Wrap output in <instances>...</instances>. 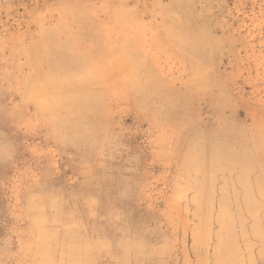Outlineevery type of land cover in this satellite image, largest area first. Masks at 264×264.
<instances>
[{"label": "rangeland", "instance_id": "1", "mask_svg": "<svg viewBox=\"0 0 264 264\" xmlns=\"http://www.w3.org/2000/svg\"><path fill=\"white\" fill-rule=\"evenodd\" d=\"M0 264H264V0H0Z\"/></svg>", "mask_w": 264, "mask_h": 264}, {"label": "bare ground", "instance_id": "2", "mask_svg": "<svg viewBox=\"0 0 264 264\" xmlns=\"http://www.w3.org/2000/svg\"><path fill=\"white\" fill-rule=\"evenodd\" d=\"M183 3H184V2H183ZM189 6H190V5H189ZM183 31H184V30H183ZM185 33H186V32H185ZM191 36H192V34H191ZM180 37H181V36H180ZM188 37L190 38V36H188ZM185 40L187 41V38H186ZM192 41H194V40H191V42H192ZM195 41H196V40H195ZM180 43H181V42H180ZM194 43H195V42H194ZM196 43H197V42H196ZM181 44L184 45L185 43H181ZM189 44H190V43H189ZM186 45H188V44H186ZM186 45H185V46H186ZM194 46H195V45H194ZM190 47H191V45H190ZM192 47H193V46H192ZM187 48H189V47H187ZM195 49H196V47H195ZM56 64H57V63H56ZM57 65H58V64H57ZM111 66H112V65H111ZM114 66H115V65H114ZM108 67H109V66H108ZM110 68H112V67H110ZM105 71H106V70H105ZM101 72H102V71H101ZM103 72H104V71H103ZM97 74H98V72H97ZM97 74H95V75H97ZM95 75H94V77H95ZM103 76H104V75H103ZM97 77H98V76H97ZM85 78H86V77H85ZM98 78H99V77H98ZM98 78H95V79L97 80ZM87 79H88V78H87ZM96 80H95V81H96ZM102 80H103V79H102ZM90 81H91V79H90L88 82H90ZM95 81H92V82H95ZM86 83H87V82H86ZM86 83H85V84H86ZM90 83H91V82H90ZM96 83H97V81H96ZM96 83H95V84H96ZM85 84H84V86H85ZM65 85H67V84H65ZM65 85H62V87L65 86ZM81 87H82V86H81ZM152 89H153V88H152ZM152 89H151V90H152ZM154 89H155V88H154ZM83 90H84V89H83ZM155 90H156V89H155ZM75 91H76V90H75ZM71 92H73V91H71ZM131 92H132V91H131ZM140 92H141V91H140ZM135 93H137V92H135ZM142 93H143V92H142ZM131 95H134V93L131 94ZM65 96H66V95H65ZM62 97H63V96H62ZM78 97H79V96H78ZM86 98H87V97H86ZM133 99H134V98H133ZM137 99H138V98H137ZM135 100H136V99H135ZM140 100H141V98H140ZM53 101H54V100H53ZM54 102H55V101H54ZM84 102H86V101H84ZM91 102H92V101H91ZM134 102H135V101H134ZM137 102H139V100H138ZM137 102H136V103H137ZM55 104H56V103H55ZM88 104H89V103H88ZM174 107H175V106H174ZM165 138H166V137H165ZM78 252H80V251H78Z\"/></svg>", "mask_w": 264, "mask_h": 264}]
</instances>
